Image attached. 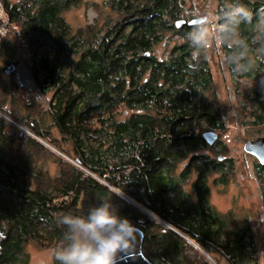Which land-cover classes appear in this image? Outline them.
<instances>
[{
  "label": "trees",
  "instance_id": "16d2710c",
  "mask_svg": "<svg viewBox=\"0 0 264 264\" xmlns=\"http://www.w3.org/2000/svg\"><path fill=\"white\" fill-rule=\"evenodd\" d=\"M1 1L10 30L0 36L3 68L22 63L46 103L23 116L0 106L36 138L0 114V264H25L28 244L63 246L59 218L104 200L142 232L151 264H260L248 220L208 201L210 176L227 185L234 165L207 152L226 122L200 26L176 25L185 0H102L113 17L75 30L63 14L82 0ZM238 3L252 19L233 25L220 4L218 50L244 122L264 130V3ZM167 34L179 42L158 57ZM41 142L71 161L57 160V177L35 162ZM253 167L264 197V166Z\"/></svg>",
  "mask_w": 264,
  "mask_h": 264
},
{
  "label": "rangeland",
  "instance_id": "374dc122",
  "mask_svg": "<svg viewBox=\"0 0 264 264\" xmlns=\"http://www.w3.org/2000/svg\"><path fill=\"white\" fill-rule=\"evenodd\" d=\"M0 4L4 9L1 0ZM179 4L182 17L191 14L207 17V23L202 24L197 31L206 39L205 42L208 44V59L211 71H213L215 97L222 105V113L226 122L224 131L217 135L221 144L217 146L214 144L207 152L213 157L220 155L224 159H229L234 165V174L227 185H214L212 181L217 178L218 174L214 173L210 176L208 201L219 213L235 210L240 220H248L254 233L260 264H264V197L261 195L263 189L253 174L255 158L243 151L244 143L253 141L258 137H264V130L247 127L246 122H244L246 115L237 106L236 96L223 67L224 58L218 50V44L214 42V33H212L213 25H219L216 0H185L184 3L180 1ZM63 16L70 27L75 30L93 23L102 26L108 18L113 17V14L109 8L103 5L102 0H82L77 7H72L64 12ZM7 26V18L5 17V20L2 23L0 22V36H4L10 31ZM165 36L168 43L166 45L160 43L154 48L155 55L158 57L166 56L172 46L179 42V39L172 37L171 34ZM8 38H11V36ZM3 67L5 66L0 61V106L6 111L15 112L18 116H23L26 111L34 110L35 106L37 109H43L46 102L35 91L31 81L32 78H30L25 66L20 63V66L16 67L17 69L10 74ZM21 72L28 76L26 84L19 80V73ZM7 90L12 91L14 95L11 96L9 92L7 93ZM2 93H4L3 96ZM0 114L10 126L18 131L17 134H26L34 138L22 125L10 119L7 114L1 112ZM51 134L57 137L54 130H51ZM34 139L36 140V138ZM41 143L47 150L37 152L34 155L37 166L46 170L52 178L59 176L62 166L58 162L59 159L71 161L60 151L49 146L47 142ZM219 148L224 149L222 154L217 153L220 150ZM185 188L189 189L187 186ZM54 246L44 248L33 243L26 245L24 249L25 264H53L54 253L62 245L55 244Z\"/></svg>",
  "mask_w": 264,
  "mask_h": 264
},
{
  "label": "clouds",
  "instance_id": "9594fccd",
  "mask_svg": "<svg viewBox=\"0 0 264 264\" xmlns=\"http://www.w3.org/2000/svg\"><path fill=\"white\" fill-rule=\"evenodd\" d=\"M227 16L237 26L252 19L248 7L239 3ZM58 223L65 229V244L54 253L59 264H117L118 254L131 249L135 239L136 228L110 200L95 203L84 214L66 213Z\"/></svg>",
  "mask_w": 264,
  "mask_h": 264
},
{
  "label": "water",
  "instance_id": "95a60500",
  "mask_svg": "<svg viewBox=\"0 0 264 264\" xmlns=\"http://www.w3.org/2000/svg\"><path fill=\"white\" fill-rule=\"evenodd\" d=\"M204 18L196 19L193 22L189 23V26L194 24H200ZM13 67L7 69V73L13 72ZM204 141L208 145H213L217 139V136L213 132H206L203 135ZM243 151L254 157L257 163L261 166H264V137H258L253 141H246L243 145ZM135 239L133 242V246L126 252H121L117 256V264H151L146 260V258L142 255L141 244L143 235L142 232L136 228ZM4 238L2 234H0V244L3 242Z\"/></svg>",
  "mask_w": 264,
  "mask_h": 264
},
{
  "label": "flooded vegetation",
  "instance_id": "af4514ba",
  "mask_svg": "<svg viewBox=\"0 0 264 264\" xmlns=\"http://www.w3.org/2000/svg\"><path fill=\"white\" fill-rule=\"evenodd\" d=\"M235 2V1H239V0H216V3H217V5L216 6H219L220 4H222V5H224L226 8H228V9H230L233 5L231 4L232 2ZM262 1V3H264V0H261ZM200 18H204V20H206L207 21V17L206 16H198V15H195V14H191V15H186V16H183L178 22H176V25L177 26H183V25H187V26H189V23L190 22H193V21H195L196 19H200ZM207 23V22H206ZM206 23H200V24H194V25H192V26H190V27H195V26H201L202 24H206ZM208 44H204V48L205 49H207L208 47ZM211 69V68H210ZM225 70V69H224ZM213 72V71H212ZM212 72H211V74H212ZM225 73H226V75H227V77H228V79H229V82H231L230 81V74L229 73H227L226 71H225ZM212 77H213V75H212ZM254 158V157H253ZM257 162V161H256Z\"/></svg>",
  "mask_w": 264,
  "mask_h": 264
},
{
  "label": "built area",
  "instance_id": "2783aa9c",
  "mask_svg": "<svg viewBox=\"0 0 264 264\" xmlns=\"http://www.w3.org/2000/svg\"><path fill=\"white\" fill-rule=\"evenodd\" d=\"M5 17H6V15H5V11H4V9H3V7H2V5L0 4V22L2 23V21H4L5 20ZM2 26V25H1ZM223 30V28L221 27V26H219V25H213V29H212V33H214V36H213V38H214V42L216 43V44H218L219 43V41H218V35H219V33H220V31H222Z\"/></svg>",
  "mask_w": 264,
  "mask_h": 264
},
{
  "label": "bare ground",
  "instance_id": "6f19581e",
  "mask_svg": "<svg viewBox=\"0 0 264 264\" xmlns=\"http://www.w3.org/2000/svg\"><path fill=\"white\" fill-rule=\"evenodd\" d=\"M27 79H28V76L24 72L19 73V80L20 81H23L26 84ZM27 85H28V83H27Z\"/></svg>",
  "mask_w": 264,
  "mask_h": 264
}]
</instances>
